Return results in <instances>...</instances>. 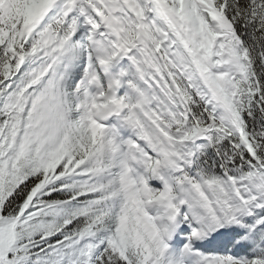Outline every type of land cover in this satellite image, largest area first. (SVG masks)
I'll list each match as a JSON object with an SVG mask.
<instances>
[{"label": "snow or ice", "instance_id": "snow-or-ice-1", "mask_svg": "<svg viewBox=\"0 0 264 264\" xmlns=\"http://www.w3.org/2000/svg\"><path fill=\"white\" fill-rule=\"evenodd\" d=\"M0 264H264V0H0Z\"/></svg>", "mask_w": 264, "mask_h": 264}]
</instances>
